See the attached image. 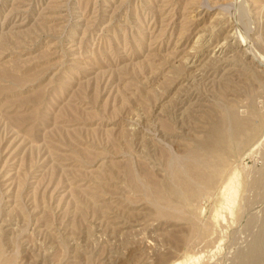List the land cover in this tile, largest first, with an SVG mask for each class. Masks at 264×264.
<instances>
[{
	"label": "rangeland",
	"instance_id": "374dc122",
	"mask_svg": "<svg viewBox=\"0 0 264 264\" xmlns=\"http://www.w3.org/2000/svg\"><path fill=\"white\" fill-rule=\"evenodd\" d=\"M257 242L264 264V0H0V264Z\"/></svg>",
	"mask_w": 264,
	"mask_h": 264
},
{
	"label": "bare ground",
	"instance_id": "6f19581e",
	"mask_svg": "<svg viewBox=\"0 0 264 264\" xmlns=\"http://www.w3.org/2000/svg\"><path fill=\"white\" fill-rule=\"evenodd\" d=\"M259 245L260 244L257 242V244L255 243L254 245L251 246L250 248L251 255L249 256L250 257L249 264H260V262L262 264L263 256L260 254ZM174 264H179V262H175Z\"/></svg>",
	"mask_w": 264,
	"mask_h": 264
}]
</instances>
